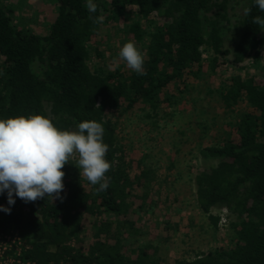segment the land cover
Wrapping results in <instances>:
<instances>
[{
    "label": "trees",
    "instance_id": "16d2710c",
    "mask_svg": "<svg viewBox=\"0 0 264 264\" xmlns=\"http://www.w3.org/2000/svg\"><path fill=\"white\" fill-rule=\"evenodd\" d=\"M50 2L53 20L44 34H35L18 24V6L0 0V119L42 114L71 131L84 120L102 122L110 183L97 192L99 185L80 176L72 160L61 169L63 199L52 203L46 196L25 203L14 197L10 206L7 193L0 194V205L11 208L10 214L0 211V234L17 235L22 258L34 264H163L158 248L141 242L140 229L128 218L154 204L149 200L154 171L139 162L137 174L130 176L112 113L137 105L153 111L160 102H170L174 96L163 91L200 77L202 50H207L213 67L250 60L259 73L238 72L218 88L224 109L244 100L246 110L234 116L236 137L227 135L199 149L203 160L215 163L192 177L195 208L211 227L216 230L219 221L212 208L232 218L229 244L171 264H264V30L253 23L264 12L254 0H244L251 13L243 10L231 24L227 0H94L95 13L87 10V0ZM128 6L137 8L136 20L119 30L123 42L134 41L145 52L146 74L91 69L89 44L99 55L95 40L101 24L89 17L118 22Z\"/></svg>",
    "mask_w": 264,
    "mask_h": 264
},
{
    "label": "rangeland",
    "instance_id": "374dc122",
    "mask_svg": "<svg viewBox=\"0 0 264 264\" xmlns=\"http://www.w3.org/2000/svg\"><path fill=\"white\" fill-rule=\"evenodd\" d=\"M3 2L18 6V24L35 34H44L54 17V5L50 0ZM227 10L233 24L243 13L244 0H227ZM137 12L136 7L128 6L125 18L99 26L96 40L94 38L96 42L98 40L99 55L93 52L94 45L89 44L91 69L130 70L117 60L119 48L126 43L119 25L136 20ZM228 47L226 42L225 48ZM210 57V52L202 50L200 77H188L179 83L178 88L170 85L163 91L164 95L174 96L170 102H160L153 111L137 105L131 110L121 108L112 113L117 122V144L126 154L130 176L137 174L139 162L154 171L155 180L149 191V200L154 204L139 212V217L129 214L128 218L134 220L135 227L140 229L141 242H149L158 248L163 264H171L176 259L190 260L210 249L224 248L231 236L229 223L232 218L224 209H211L210 214L219 217L216 230L211 227L208 217L196 210L192 177L196 170L215 163L203 160L198 155L199 149L214 145L227 135L236 137L238 131L233 125L234 116L246 110L244 100L231 110L224 109L217 95L218 88L230 75L238 72L241 76L257 75L259 72L253 69L250 60L239 65L213 67ZM225 58L230 60L229 56ZM221 217L226 220L223 225L219 223ZM85 237L87 242L91 240L89 230L85 229Z\"/></svg>",
    "mask_w": 264,
    "mask_h": 264
},
{
    "label": "clouds",
    "instance_id": "9594fccd",
    "mask_svg": "<svg viewBox=\"0 0 264 264\" xmlns=\"http://www.w3.org/2000/svg\"><path fill=\"white\" fill-rule=\"evenodd\" d=\"M254 6L264 12V0H254ZM86 7L89 13H95L98 6L94 0H87ZM251 10L245 8L244 14H250ZM89 19L93 23L104 22L103 15ZM253 23L264 30V17L255 16ZM117 60L138 75L146 74L145 52L134 41L129 40L119 48ZM104 134L103 123L96 120H84L71 131L58 128L42 114L0 119V194L7 193L10 206L15 204L14 197L25 203L46 196L52 203L57 198L63 199L65 172L61 169L72 164V160L80 176L92 185H99L97 192L106 191L110 183L106 173L112 164L106 159L109 145L104 142ZM0 211L10 214L11 208L0 205Z\"/></svg>",
    "mask_w": 264,
    "mask_h": 264
},
{
    "label": "built area",
    "instance_id": "2783aa9c",
    "mask_svg": "<svg viewBox=\"0 0 264 264\" xmlns=\"http://www.w3.org/2000/svg\"><path fill=\"white\" fill-rule=\"evenodd\" d=\"M225 217L220 218V224L225 223ZM23 243L14 234H0V264H34L32 261L24 260Z\"/></svg>",
    "mask_w": 264,
    "mask_h": 264
}]
</instances>
